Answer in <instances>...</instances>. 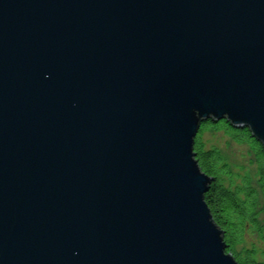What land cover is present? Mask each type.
<instances>
[{
  "label": "water",
  "instance_id": "obj_1",
  "mask_svg": "<svg viewBox=\"0 0 264 264\" xmlns=\"http://www.w3.org/2000/svg\"><path fill=\"white\" fill-rule=\"evenodd\" d=\"M223 119L264 146V0H0V264H239Z\"/></svg>",
  "mask_w": 264,
  "mask_h": 264
},
{
  "label": "trees",
  "instance_id": "obj_2",
  "mask_svg": "<svg viewBox=\"0 0 264 264\" xmlns=\"http://www.w3.org/2000/svg\"><path fill=\"white\" fill-rule=\"evenodd\" d=\"M208 129L224 130L234 140L245 142L255 154L258 164L259 182L264 195V146L252 137L248 128L236 129L226 120L203 122L196 136L194 151L202 171L213 177L205 200L210 208L216 224L224 232L227 251L231 252L239 264H264V250L259 254L257 249L239 251L237 245L245 237L247 226L256 228L264 242V227L259 223V206L257 190L244 180L243 187L237 190L225 185V176L231 174L228 164L224 161L217 148L205 149L202 133ZM264 213V205L260 209ZM260 256V257H259Z\"/></svg>",
  "mask_w": 264,
  "mask_h": 264
},
{
  "label": "rangeland",
  "instance_id": "obj_3",
  "mask_svg": "<svg viewBox=\"0 0 264 264\" xmlns=\"http://www.w3.org/2000/svg\"><path fill=\"white\" fill-rule=\"evenodd\" d=\"M202 141L205 149L217 148L228 164L231 174L224 177L226 186L237 190L243 187L244 180L247 179L250 185L257 190L258 202L261 205L259 206L258 220L260 225L264 227V213L260 210L264 205V195L259 182L258 164L249 145L234 140L224 130L216 129L204 131ZM251 248L257 249L260 254L264 250V242L260 232L248 225L244 240L237 245V249L243 251ZM226 253H228L227 249Z\"/></svg>",
  "mask_w": 264,
  "mask_h": 264
},
{
  "label": "bare ground",
  "instance_id": "obj_4",
  "mask_svg": "<svg viewBox=\"0 0 264 264\" xmlns=\"http://www.w3.org/2000/svg\"><path fill=\"white\" fill-rule=\"evenodd\" d=\"M209 189H210V188H209ZM208 191H209V190H208ZM208 191H207V192H208ZM207 192H206V193H207ZM206 193H205V194H206ZM205 201H206V200H205ZM206 203H207V202H206ZM219 228H220V227H219ZM221 230H222V229H221ZM222 231H223V230H222ZM226 245H227V244H226ZM236 261H237V260H236Z\"/></svg>",
  "mask_w": 264,
  "mask_h": 264
}]
</instances>
